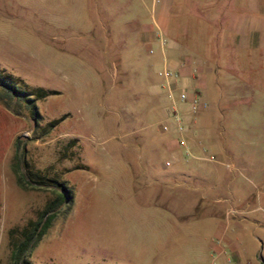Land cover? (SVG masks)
<instances>
[{"label": "rangeland", "instance_id": "rangeland-1", "mask_svg": "<svg viewBox=\"0 0 264 264\" xmlns=\"http://www.w3.org/2000/svg\"><path fill=\"white\" fill-rule=\"evenodd\" d=\"M182 1L175 2L177 14ZM80 3L0 0V84L8 82L32 100H18L10 108L0 102V264H13L14 244L58 192L64 202L30 250L33 264H264V211L249 214L232 232L226 213L243 197L264 192L260 102L229 126V113L223 111L227 97L211 100L221 143L239 167L221 173L232 180L235 193L224 186L226 200L213 203L225 235L200 222L206 208L198 211L199 219L182 222L178 216L193 209L166 203V181L175 170L190 167L163 165L169 152L146 82L147 46L139 51L127 32L131 14L144 18L139 0H128L122 8L110 5L108 11L101 0H91L84 15ZM120 37L126 39L124 48ZM219 52L225 61L226 53ZM237 123L241 126L233 128ZM243 155L251 157L258 174L241 168ZM18 156L24 164L16 168ZM143 171L159 175L158 182ZM27 172L66 187L37 185L28 181ZM229 233L241 240L239 261L229 254L224 240ZM210 244L226 252L217 255Z\"/></svg>", "mask_w": 264, "mask_h": 264}, {"label": "crops", "instance_id": "crops-1", "mask_svg": "<svg viewBox=\"0 0 264 264\" xmlns=\"http://www.w3.org/2000/svg\"><path fill=\"white\" fill-rule=\"evenodd\" d=\"M101 1L105 4L103 8L106 11L110 5L115 4L122 8L128 3V0ZM90 2L91 0H81L80 9L83 15L87 12ZM175 2L176 0H150L147 4L139 0L144 18L131 14L127 32L133 46L139 51L143 52V47L147 46L146 82L151 97L157 102L154 112L160 114V131L166 135L164 144L169 152V157L163 165L168 161L169 165L165 167H171L173 164L190 167L177 169L169 175L165 201L168 205L171 202L175 209H179L183 203L193 209L188 215L178 216L186 224H190L188 222L193 219H199L198 211L206 208L204 216L207 217L200 222L214 226V232H218L221 237L225 235L226 229L225 226L221 227L223 224L217 217L219 212L213 203L226 200L221 195L224 186H229L230 194L235 193L231 189L232 180L224 179L221 173L223 169L230 172L239 167L229 161L233 159V154L229 151L227 157L221 143V129L216 123V107L211 100L227 97L223 103V111L229 113V126L231 119L237 118L240 123L258 100L261 104L258 112L263 118L264 128V0H204L203 3L200 0H183L178 4V14L173 11ZM159 34L164 36L167 43L163 52L158 41ZM119 43L120 48H124L125 37H120ZM149 49L154 50L153 54H149ZM220 49L226 53L223 62L219 58ZM163 57L171 68H177L180 74L174 81L176 90L173 95L176 100L175 108L187 123V130L183 134L186 146L178 142L179 136L174 131L171 100L162 78L157 74ZM178 62H184V65L179 67ZM221 69H224L227 75ZM180 87L188 88L191 95H196L207 107L190 115L187 103L177 99ZM220 115L222 116V113ZM163 126L168 129L164 130ZM240 126L237 123L233 128ZM246 127L252 126L247 124ZM209 155H214L220 162L228 163L229 168L220 163L197 158ZM240 160L242 169L254 171L250 156H240ZM262 160L264 161V157ZM194 163H207L210 166L199 167ZM126 173L131 177L130 171L127 170ZM143 173L158 182L159 175H155L153 171ZM198 193L199 197L196 196ZM204 201L207 202L206 205H203ZM229 208L238 211L237 214H229V209L226 211L229 214V230L232 232V226L234 229L242 228L249 214L264 211V192L257 191L253 197L245 196L239 207L232 205ZM253 220L257 225L258 221ZM219 227L222 229L219 230ZM196 230L200 231L199 227H196ZM224 240L229 247V254L239 261L242 248L240 238L229 233V239L224 237ZM210 247L215 246L210 244ZM215 250L217 255L226 252V249L219 247H215ZM200 257L202 259L204 256Z\"/></svg>", "mask_w": 264, "mask_h": 264}, {"label": "trees", "instance_id": "trees-1", "mask_svg": "<svg viewBox=\"0 0 264 264\" xmlns=\"http://www.w3.org/2000/svg\"><path fill=\"white\" fill-rule=\"evenodd\" d=\"M0 102L7 108L11 107V104H16L18 100H22L27 104H30L32 100L28 97V94L21 91L17 87L8 82H1L0 84ZM16 99V100H15ZM18 165L16 168L24 164V161L18 156ZM23 157V156H22ZM28 181L36 183L41 186H52L56 189H65V184L57 181L56 179H47L39 175L28 173L25 175ZM17 183L20 187H24L25 180L22 176H18ZM57 197L46 205L42 215L37 223L33 225L30 230L24 233V237L16 244H14L11 259L13 264H33L29 259L30 250L36 246L41 238L46 234L53 219L59 211L60 205L64 202V194L58 192Z\"/></svg>", "mask_w": 264, "mask_h": 264}, {"label": "built area", "instance_id": "built-area-1", "mask_svg": "<svg viewBox=\"0 0 264 264\" xmlns=\"http://www.w3.org/2000/svg\"><path fill=\"white\" fill-rule=\"evenodd\" d=\"M158 41L161 47V52L164 51V47L166 46V39L164 38L163 35L159 34L158 36ZM149 54H153L154 50L149 49ZM184 65V62H178L177 66H182ZM157 74L162 78L163 80V85L166 88V93L168 97L171 100L172 104V117L175 122V127L174 131L176 134L179 136L178 142L179 144L186 146L185 145V139L183 134L187 130V123L183 119V117L177 112L176 110V100L174 99V91L175 89V80L180 76L177 68H171L169 65L168 61L166 60L165 57H163L162 60V66L161 68L157 71ZM177 99L179 102L187 103L188 105V112L190 115L196 114L200 109L206 108L207 104L205 102H202L200 99L196 97V95H191L190 91L186 87H180L178 89V94H177ZM163 129L166 130L168 129L166 126H163ZM187 153L190 155V152L187 151ZM202 160L210 161V162H216L224 165L226 168H229V164L225 162H220L217 160V158L214 155H209V156H204V157H197ZM169 162H165V166H168ZM229 214H237L238 211L234 208H229L228 210Z\"/></svg>", "mask_w": 264, "mask_h": 264}]
</instances>
